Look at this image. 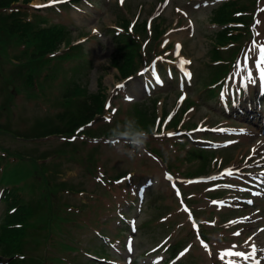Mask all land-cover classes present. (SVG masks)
I'll list each match as a JSON object with an SVG mask.
<instances>
[{"label":"rangeland","instance_id":"374dc122","mask_svg":"<svg viewBox=\"0 0 264 264\" xmlns=\"http://www.w3.org/2000/svg\"><path fill=\"white\" fill-rule=\"evenodd\" d=\"M23 1L13 10L35 24L44 19L62 25L65 38L45 66L31 62L40 57L0 31V193L13 186L30 202L33 215L21 247L33 251L32 262L228 264L232 257L221 259L228 250L248 253L244 234L255 230L256 207L234 200L225 203L243 210H222L211 202L229 194L208 190L227 182L218 188L245 198L264 188V125L255 119L262 115L256 82L264 69L256 61L264 46V0H238L248 11L245 27L232 26L237 43L216 38L224 28L212 10L222 0H29L22 7ZM11 11L1 13L0 21ZM131 35L145 48L139 51L145 64L126 79L125 66H116L114 57ZM157 35L161 50L152 44ZM177 45L190 61L183 69ZM71 52L72 59L57 62ZM249 72L252 82L239 101ZM69 91L76 95L72 106ZM100 94L103 105L108 101L105 116L84 129L69 127V109ZM132 117L149 139L130 159L123 140L113 145L110 129ZM225 168L233 174L223 175ZM166 174L177 179L179 198ZM192 178L196 184L187 183ZM254 204L264 234V203ZM5 210L0 201V224ZM257 259L264 264V249Z\"/></svg>","mask_w":264,"mask_h":264},{"label":"trees","instance_id":"16d2710c","mask_svg":"<svg viewBox=\"0 0 264 264\" xmlns=\"http://www.w3.org/2000/svg\"><path fill=\"white\" fill-rule=\"evenodd\" d=\"M29 2V0H25L22 3L23 5H27ZM18 3L19 0H0V14L12 10L0 21L2 22L0 31L15 36L24 48L28 46L31 56L38 55L40 57H31V62L34 64H45V66H47L50 61H52L49 56L56 53L62 44L65 43L63 28L59 25L44 26L46 22L44 20L41 21V24H35L33 21L26 20V18L22 16L23 12L13 10L19 7ZM245 10V6H241L237 1L232 0L223 4V7L218 11L217 18L222 17V20H226L230 17L227 16L225 18V16H223L224 13L232 16L235 11ZM218 20L220 21V19ZM231 33L232 30L227 28L225 31L218 34V40L223 43L228 39H236V36L230 35ZM26 51L28 50L26 49ZM139 51L140 47L139 44L137 45L136 41L122 43V45H120L118 55L114 57V64L116 66H125L124 69L127 71L123 72V77L133 75L137 66L136 58L137 60L141 58ZM136 54L139 57L136 56ZM26 78L27 82L31 80V76ZM73 92L74 91H69L67 98H71ZM78 92H76V94ZM79 95L83 96L81 92ZM84 97V101L81 100L82 102H80L76 111L71 110V108L69 109L66 118L70 121L72 120V122H70L68 126L71 127L76 124V126L83 127L91 123L97 115H101L104 112V96L100 94ZM71 99L72 100L68 101V103L72 106L74 100L73 98ZM1 198L5 204L6 211L4 219L0 224V255L9 257L11 259L9 264H37L36 262H32L33 258L31 256L20 260H14V258H17L19 255H25L23 247H21V240L28 236V233L25 234V229L29 225L33 215L30 202H27L24 195L15 187L4 188ZM31 237L32 235L29 238Z\"/></svg>","mask_w":264,"mask_h":264},{"label":"clouds","instance_id":"9594fccd","mask_svg":"<svg viewBox=\"0 0 264 264\" xmlns=\"http://www.w3.org/2000/svg\"><path fill=\"white\" fill-rule=\"evenodd\" d=\"M110 136L114 146L123 140V144L127 147H122V151L131 159L143 151L149 139V132L142 129L135 117H132L125 118L123 124H117L110 129Z\"/></svg>","mask_w":264,"mask_h":264},{"label":"snow or ice","instance_id":"6c2138e0","mask_svg":"<svg viewBox=\"0 0 264 264\" xmlns=\"http://www.w3.org/2000/svg\"><path fill=\"white\" fill-rule=\"evenodd\" d=\"M58 2H60V0H52V3H58ZM122 2H123V0H122ZM38 7H42V6H38ZM257 23H259V22H257ZM179 45H177V55H179ZM254 47H255V45H254ZM258 51H259V58L257 59V61H256V67L258 68V69H264V46H261L259 49H258ZM248 59H249V57L248 56H246L245 57V67L247 66V62H248ZM187 63H190V61H185V60H181L180 61V65H181V68L183 69V66L185 65V64H187ZM153 71H155V69L153 68ZM251 73L249 72L248 73V78H249V82H252L251 81ZM185 76L187 77V78H191V73H188L187 71H185ZM260 79L262 80V81H264V70H262L261 72H260ZM159 82V81H158ZM118 87H122V86H118ZM128 99H131L130 97L128 98ZM233 174V171L230 169V170H228L225 174H223V175H232ZM169 179H171V177H168ZM213 179H216L215 177L213 178ZM179 194V193H178ZM213 203H216V202H213ZM242 222V221H241ZM233 223H235V222H233ZM236 235H239V233H235ZM247 243V242H246ZM235 246H233V248H234ZM205 248H207V245H205ZM256 251H257V249H256V246L255 245H253L252 246V253H251V255H246V254H244V253H242V252H234V251H232V250H228L227 252H225V253H223V254H221V259H224V257L225 256H234V257H237V258H242V259H245V260H248V259H253L254 260V257H255V254H256ZM230 264H235V261H231L230 262ZM254 264H259V262L258 261H255L254 260Z\"/></svg>","mask_w":264,"mask_h":264},{"label":"bare ground","instance_id":"6f19581e","mask_svg":"<svg viewBox=\"0 0 264 264\" xmlns=\"http://www.w3.org/2000/svg\"><path fill=\"white\" fill-rule=\"evenodd\" d=\"M179 59H180V60H185L186 58H185V57H182V56L179 55ZM232 251L235 252V250H232Z\"/></svg>","mask_w":264,"mask_h":264}]
</instances>
